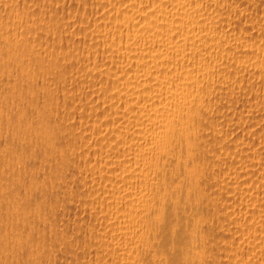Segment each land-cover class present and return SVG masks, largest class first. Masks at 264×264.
<instances>
[{"label":"bare ground","instance_id":"obj_1","mask_svg":"<svg viewBox=\"0 0 264 264\" xmlns=\"http://www.w3.org/2000/svg\"><path fill=\"white\" fill-rule=\"evenodd\" d=\"M0 264H264V0H0Z\"/></svg>","mask_w":264,"mask_h":264}]
</instances>
